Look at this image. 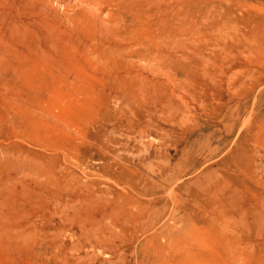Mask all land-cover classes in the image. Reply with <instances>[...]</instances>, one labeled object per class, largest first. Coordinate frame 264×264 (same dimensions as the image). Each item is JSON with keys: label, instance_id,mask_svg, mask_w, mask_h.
Here are the masks:
<instances>
[{"label": "rangeland", "instance_id": "374dc122", "mask_svg": "<svg viewBox=\"0 0 264 264\" xmlns=\"http://www.w3.org/2000/svg\"><path fill=\"white\" fill-rule=\"evenodd\" d=\"M0 264H264V0H0Z\"/></svg>", "mask_w": 264, "mask_h": 264}]
</instances>
